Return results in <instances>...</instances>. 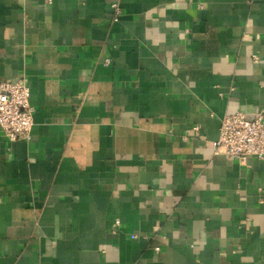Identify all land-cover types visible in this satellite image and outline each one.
<instances>
[{
    "label": "crops",
    "instance_id": "0c3cea01",
    "mask_svg": "<svg viewBox=\"0 0 264 264\" xmlns=\"http://www.w3.org/2000/svg\"><path fill=\"white\" fill-rule=\"evenodd\" d=\"M22 74L0 264H264V159L213 153L264 109V0H0V82Z\"/></svg>",
    "mask_w": 264,
    "mask_h": 264
},
{
    "label": "built area",
    "instance_id": "2783aa9c",
    "mask_svg": "<svg viewBox=\"0 0 264 264\" xmlns=\"http://www.w3.org/2000/svg\"><path fill=\"white\" fill-rule=\"evenodd\" d=\"M112 19L117 21L121 15L117 3L110 5ZM257 60L255 55L252 56ZM108 62V59H107ZM33 107L29 102V87L27 77L21 75L13 82H0V131L9 141L29 139L33 126ZM198 133V126H193L187 132ZM183 140L186 137L183 136ZM213 153L241 159L244 156H254L264 159V109L251 117L236 112L223 115L220 119L218 135L213 142ZM115 225L119 220L114 221ZM134 237V236H133ZM159 251V248H155Z\"/></svg>",
    "mask_w": 264,
    "mask_h": 264
}]
</instances>
